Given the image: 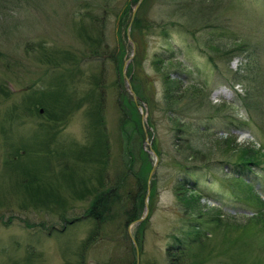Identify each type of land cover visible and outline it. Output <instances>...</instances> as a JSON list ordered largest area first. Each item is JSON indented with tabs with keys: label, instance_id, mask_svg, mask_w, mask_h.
<instances>
[{
	"label": "rangeland",
	"instance_id": "374dc122",
	"mask_svg": "<svg viewBox=\"0 0 264 264\" xmlns=\"http://www.w3.org/2000/svg\"><path fill=\"white\" fill-rule=\"evenodd\" d=\"M4 1L6 2L3 11L6 16L3 18L1 16L0 21V84L5 86L8 94L3 96L0 94V264H106L110 261L109 258L117 256L120 258L121 254L131 250L130 246L134 248L127 233L129 225L125 226L127 237L125 241L122 238L123 231L119 230L118 220L109 222L104 229L103 226L99 227L103 231L95 233L90 244H84L85 239L91 236L95 229V221L84 216L88 203L93 198L94 192L103 189L105 184L108 186L114 178V173L122 168L120 154L114 143V137L118 134L116 131L118 113L115 110L114 95L117 87L115 79L118 80L119 77L122 79L123 63L128 61L125 64L124 75L132 89L131 78L127 73L134 54L138 52L136 43L141 48L140 52L146 48L145 52L148 56L172 48L180 55L179 58L187 59L188 76L196 81H205L209 86V99L213 105L230 101L235 98L236 93H242L243 86L235 83V86L231 87L224 83V78L216 75L214 67L190 41L191 36L182 32L179 23L181 20L184 22L192 20L197 24V36L207 37L208 33L215 32L214 28L222 26L227 31H235L253 42L257 40L258 35L264 42V24L259 28V24L264 22H260L264 17V0H235V4L240 6V9H234V1L222 0L219 4L211 5L210 14L199 11L200 15H198L191 11L189 19H184L188 17L186 15L184 18L178 16L179 20L173 19L168 14L171 5H162L160 1L157 3L148 1L140 13L146 19L153 20L156 26H159L158 24L164 26V32L158 30L159 28L153 31L147 29L141 34L131 31L132 21L136 18L137 9L141 8L143 0L133 13L132 9L136 2L131 6L126 25L119 24L117 16H106L104 38L111 52L118 49L117 58L119 56L122 60L119 69L111 64L109 59L104 63L105 67H101L104 68V74H101L103 86L101 91L104 98L101 122L111 143L107 151L106 168L103 162L100 163L102 154L99 156V163L97 162V146L90 148V157L87 155L86 146L92 145L91 141L96 136L93 126L88 127V123L94 122L95 119L92 114L84 115L81 109L72 113L58 114L49 95L42 99L46 109L35 104L36 109L34 108L31 114L23 111L26 107L24 100L26 94L34 89L43 91L45 88L55 86L57 78L54 77L61 71L55 68L57 54L54 52L67 49L66 54H71L80 60L81 64L77 68L85 75L97 67V59L88 60V56L81 52L82 46L74 35L75 29L72 23L76 18L74 12H83L88 5L101 6L104 0H12L13 3L10 0V2ZM126 1L110 0L109 6L120 7L121 4L124 6ZM203 7L205 8V5ZM212 26L214 28L211 30L207 29ZM127 29L129 30L126 36ZM129 40L134 48L130 46ZM120 45L125 47L124 52L121 51ZM217 58L214 60L222 68L221 70L226 69L227 73L239 65L237 56H233L228 63L226 59L217 60ZM172 66L176 67V64H166L163 72L175 70ZM155 72L149 67L145 74L153 79L156 90L149 87L151 80L142 75L136 78L135 83L136 88L141 92L140 99L133 90L136 98L134 102L137 103L135 106L143 123L144 135L141 146L148 154V151L152 150L154 138L163 148L165 144H169L168 136L172 132L166 127L167 121L164 119L163 111L156 106L161 90L159 88L161 71L159 75ZM226 72L224 77L229 78ZM120 81L122 82L120 86L126 90L124 80L119 79ZM248 84L253 87L257 83L249 80ZM86 86L82 84L80 87L86 88ZM126 92L131 96L128 90ZM226 105H224L225 111H215L214 118L206 121L208 126L219 132L230 130L236 137L237 145H247L249 139L253 142L254 139L250 136L247 127L242 126L246 123V115ZM193 115L195 114H191ZM148 122L152 124V129L147 127ZM255 130L252 128V131ZM148 131H151V136ZM244 132L249 133V136H245ZM144 138L149 145L143 142ZM262 139L264 140V137ZM17 153V157L11 159ZM149 155L152 162L153 156ZM219 159L220 156H216V159L211 160ZM222 163L217 167L220 174L223 173L220 169ZM62 167L66 168L70 178L58 176ZM23 168L32 174L40 175L42 186L55 190L53 196L60 199L59 202L51 203L46 207L37 206L32 210L34 208L32 204L36 203L29 199L30 196H27L28 193L23 190L19 182ZM162 173L167 174L164 170H161ZM102 179L103 187H100L97 181L100 180L102 183ZM81 181L91 190L89 193L82 190ZM215 184L217 183L213 182L210 187L217 192L216 190L219 189ZM260 184L264 185V180ZM255 185L257 187V184ZM260 188L264 196V187ZM50 194L53 193H48ZM175 198L168 188H160L152 201V207L147 202L146 217L131 225L130 235L134 238L137 250L134 248L129 260H135L136 263L138 258L137 264H171V262L193 264L191 262L194 260L196 264H264V228L244 226L242 231H239L225 229L223 224L217 227L211 222V218H214L216 213L211 211L210 215L194 218L201 234L200 238L186 237L183 232L188 226L184 220L187 221L191 216L181 213V206L176 203ZM203 200H201L202 204L208 203L210 207L221 208L224 213H237L233 218H228L230 220L227 219L229 222L232 220L241 225L249 223L244 217H239L241 213L248 215L246 206L233 200L228 192L219 190V194L211 193ZM214 207L212 209L216 211ZM143 210L144 205L139 218L142 217ZM221 217L225 220V216ZM62 218L67 220V224ZM72 218L75 220L69 222ZM52 227L53 229L50 230ZM137 231L142 237L139 241ZM191 235L195 236L194 232ZM179 237L184 241L183 244L189 246L204 244L205 259H202L203 257L194 259L191 256L180 261L176 249H170V255L167 254L165 251L169 245L172 248L177 247L174 238Z\"/></svg>",
	"mask_w": 264,
	"mask_h": 264
},
{
	"label": "trees",
	"instance_id": "16d2710c",
	"mask_svg": "<svg viewBox=\"0 0 264 264\" xmlns=\"http://www.w3.org/2000/svg\"><path fill=\"white\" fill-rule=\"evenodd\" d=\"M10 1L12 2V0ZM148 1H150L149 3L160 1L162 5H171V11L168 14L173 19L179 20L177 19L178 16L184 18L186 15L188 17L184 19H189V12L191 11L196 12L198 15H200L199 11L210 14L211 5L214 3L219 4L222 0H143L141 8L137 9L136 18L131 24V31L135 34H141L147 29L153 31L157 28L164 32V26L160 24L156 26L153 20L146 19L140 13ZM227 1H234V9H240V6L235 4V0ZM5 2L0 0V10L2 11ZM109 2L110 0H104L101 6L100 4H96L94 7L88 5V8H85L83 12H74L76 18L73 19L72 27L74 26V35L79 40V45L82 46L81 52L83 55L88 56V60L96 61L97 59V67L92 69L91 72L88 71L85 75L77 68L81 64L80 60L71 56V54H66L65 50L67 49L58 53L54 52V54H57L55 68L57 67L58 71H61L54 77L57 78L55 86L45 88L43 91L34 89L28 95L26 94L24 99L26 100V107L23 110L31 114L34 112L32 110L36 109L35 104L45 108L42 99L49 95L52 97V104H55L54 109L58 114L72 113L79 109L84 115L92 114L95 119L94 122L88 123V127L93 126L96 136L91 141L92 145L86 146L87 155L90 157V148L97 146V162L99 163V156L102 154L103 158L100 163L103 162L105 168L106 159L108 158L107 151L111 143H109L108 135L104 130L105 126L101 122L104 113V98L101 91L103 89L101 74H104V68L101 67H105L104 63L108 59L111 60V64L117 66V69L122 63L121 58L119 56L117 58L118 49L111 52L108 43H106V38H104L106 16H117L116 19L120 22L119 24L126 25V21L130 17L131 6L134 5L136 0H127L124 6L121 4L120 7H111ZM206 2L209 4H205ZM203 5H205V8H202ZM1 16L2 18L6 16L4 11L2 13L0 11V21L2 20ZM263 21L264 17L260 22ZM179 24L182 32L191 36L190 41L198 48L199 53L203 54L207 62L214 67L216 75L223 77L224 83L231 87H234L235 83L241 84L243 91L241 94L236 93L235 98L230 101H222L221 105H213L209 99L210 89L205 81H196L193 77L188 76L189 65H187L186 58H179L180 55L172 48L165 51L161 50L159 53H151L148 56L145 52L146 48L140 52L141 48L136 43L138 52L134 54L133 62L129 64L127 73L131 78L132 89L140 99L141 92L136 88L135 83L136 78L142 75L151 80L149 87L151 86L152 89L156 90L153 79L148 78L145 71L149 67L154 72L157 71L158 73H155L158 75L161 71L159 75L161 78L159 88L161 90L156 106L163 111L162 114L167 121L166 127L172 131L171 136H168L170 145L165 144L162 148L156 138L152 142L151 147L157 153L158 164L149 181L148 205L152 207V201L156 198L160 188H168L176 197V203L180 204L181 213L185 216H191L187 221L184 220L188 227L187 230H184L183 235L189 238L191 236L193 239L200 238L201 235L194 218L201 215H210L209 212L211 211L216 213V216L211 218V222L215 223L217 227L223 224L225 229H238L239 231H242L244 226L264 228V196L261 194L260 188L264 187L260 184L264 180V140L262 139L264 137V42L258 35L257 40L253 42L235 31H227L222 26L217 28H214V26L208 27L209 30L214 28L215 32L208 33L207 37L197 36V24L192 20H189V22L181 20ZM263 24L264 22L259 24V28ZM120 48L124 52L125 47L120 45ZM233 56H237L239 65L233 71H228V73L226 69L222 71V68L214 60L218 57L217 60L226 59L228 63ZM172 61H176V63H172ZM166 64H176V67L172 66L175 70L163 72L166 69ZM224 72L229 74V78L224 77ZM119 79L122 80L121 77ZM119 79H115L117 87L114 101L116 102L115 110L118 113L116 126L118 134L117 137H114V143L120 154L122 168L114 173V178L108 186L105 184L103 187V179L102 183L100 180L97 181L103 189L94 192L93 198L84 212V216L95 221L94 232L84 241V244L87 245L92 242L95 233H101L105 225L113 220H118L119 230L123 231L122 238L126 241L125 226L140 217L143 199L146 196V178L152 167V162L149 159L150 155L141 146L144 131L143 123L139 117L140 113L135 106L137 103L127 94L126 90H123L120 86L122 82H119ZM249 80L257 84L251 87L248 84ZM82 84H86V88H81ZM0 94L2 96L8 94L3 84H0ZM225 103L228 104L229 108L239 110V112L246 115V123H243L242 126L247 127L250 136L254 139L253 142L249 139L247 145H237L235 143L236 137L231 134L230 130L219 132L208 126L206 121L214 118L215 111H225ZM191 114L195 115L191 116ZM147 127L152 129L153 126L148 122ZM252 128L256 130L252 131ZM148 133L149 136L152 135L151 131H148ZM17 155L18 153L11 159L16 158ZM216 156H220V159L217 161L211 160L216 159ZM221 163L222 168H219L222 169V174L217 168ZM65 169L62 167L58 176L70 178ZM161 170H164L167 174H161ZM36 176H38L36 173L32 174L25 168L19 176V182L23 190H26L27 196H30L29 199L36 203L32 204L34 207L32 210L37 206L46 207L51 203L59 202L60 199L53 196L55 190L42 186L40 183L42 178L40 175ZM73 181L72 179V184ZM213 182L217 183L215 184L217 189L228 192L233 200H237L244 207L246 206L245 209L249 211L248 215L241 213L239 217H244L249 223L241 225L234 223L232 220L229 222L230 219L228 218H233V215L236 216L237 213H224L221 208H215L214 206L216 211H213V207H210L208 203L202 204L201 200L205 196H209L211 193L219 194V190L215 192L210 187ZM80 184H82V190L86 193L91 191L83 185V181ZM255 184H257V187ZM50 192L53 194L48 195ZM222 215L225 216V220L221 217ZM62 220L67 224L66 219L62 218ZM74 220L72 218L69 222ZM101 226H103L102 231L99 228ZM193 232L195 236L191 235ZM137 237L138 241L142 238L138 231ZM174 239L177 247L172 248L169 245L165 252L170 255L169 250L176 249L180 261L191 256L194 259L203 257V254L206 253L204 250L205 245L202 243L193 247L183 244L184 241L180 237ZM130 248L131 250L121 254L120 258L119 256L109 258L110 261L106 264H116V262H118L117 264L135 263V260H129V256L134 250L132 246ZM201 260L199 259V261ZM191 263L196 264L197 262L194 260Z\"/></svg>",
	"mask_w": 264,
	"mask_h": 264
},
{
	"label": "water",
	"instance_id": "95a60500",
	"mask_svg": "<svg viewBox=\"0 0 264 264\" xmlns=\"http://www.w3.org/2000/svg\"><path fill=\"white\" fill-rule=\"evenodd\" d=\"M142 0H137L136 1V3H135V7H134V9H132V13L136 10V8H137V6L139 5V3L141 2ZM128 27H130L129 26V24H128ZM128 30L129 29H127L126 30V36H127V34H128ZM129 43H130V40H129ZM130 46L132 47V44L130 43ZM132 48H134V47H132ZM130 56H131V54H130ZM129 56V57H130ZM128 61H125V63H123V67H122V69H123V73L121 74L122 75V79L124 80V86H125V88H126V90H128V92L130 93V95H131V97L133 98V100H136V98H135V96H134V92H133V89H131V87H130V85H129V81H128V79H126V77H125V75H124V73H125V64L127 63ZM244 135L245 136H249V133H247V132H244ZM143 142H145V144H147V145H149L148 144V142L146 141V139L144 138V140H143ZM149 152V154H151L153 157H152V162H153V165H152V167L150 168V171L148 172L149 173V177H147V184H148V182H149V179L152 177V175H153V172H154V169H155V166H157V154H156V152H153L151 149L148 151ZM148 188H149V184L147 185V188H146V197H145V199H144V210L142 211V214H141V218H138V219H136V221H133V222H131L130 224H129V226H128V231H127V233H128V236L130 237V239H131V243L133 244V247L137 250V248L135 247V245H134V238L133 237H131V235H130V231H131V225H135L138 221L140 222L141 220H143L145 217H146V212H147V209H148V205H147V198L149 197V194H148ZM137 258V257H136ZM138 263V258L136 259V263L135 264H137Z\"/></svg>",
	"mask_w": 264,
	"mask_h": 264
},
{
	"label": "flooded vegetation",
	"instance_id": "af4514ba",
	"mask_svg": "<svg viewBox=\"0 0 264 264\" xmlns=\"http://www.w3.org/2000/svg\"><path fill=\"white\" fill-rule=\"evenodd\" d=\"M21 210L23 211V209H22V208H21ZM1 216H2V215H1ZM52 229H53V227H52L50 230H52ZM50 230H49V231H50Z\"/></svg>",
	"mask_w": 264,
	"mask_h": 264
}]
</instances>
